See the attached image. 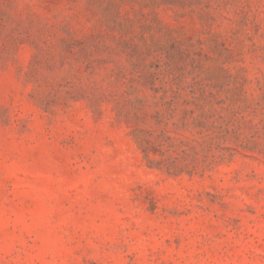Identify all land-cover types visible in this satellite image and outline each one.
I'll return each mask as SVG.
<instances>
[{
    "label": "rangeland",
    "instance_id": "1",
    "mask_svg": "<svg viewBox=\"0 0 264 264\" xmlns=\"http://www.w3.org/2000/svg\"><path fill=\"white\" fill-rule=\"evenodd\" d=\"M0 264H264V0H0Z\"/></svg>",
    "mask_w": 264,
    "mask_h": 264
}]
</instances>
